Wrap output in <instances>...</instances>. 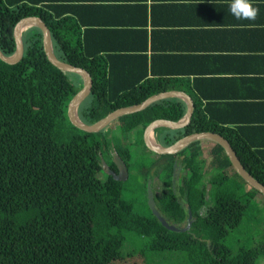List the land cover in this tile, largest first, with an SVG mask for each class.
Segmentation results:
<instances>
[{
    "label": "trees",
    "instance_id": "obj_1",
    "mask_svg": "<svg viewBox=\"0 0 264 264\" xmlns=\"http://www.w3.org/2000/svg\"><path fill=\"white\" fill-rule=\"evenodd\" d=\"M33 15L0 6L4 54L15 50L16 23ZM22 40L24 52L18 63L0 59V264H148V252H180L187 264H261L264 231L259 240L251 236L248 244L234 247L240 243L235 236H242L261 214L259 193L235 171L222 147L215 145L208 160L201 142L177 156L150 157L155 154L145 146L146 128L157 120H182V103L160 101L120 119V133L113 139L107 129L83 133L68 119V107L81 85L75 86L48 60L39 28L25 32ZM68 45L64 40L56 44L58 58L85 69L93 79L92 94L78 111L87 125L165 92L146 79H116L114 71ZM135 132L138 139L133 143L130 137ZM205 132L213 133L196 112L184 130L159 131L160 142L168 147ZM111 149L128 164V182L102 171V159L108 160ZM175 159L187 172L180 186L185 207L170 189L157 196L158 208L170 223L180 226L190 206L196 218L192 233L170 231L152 211L148 217L140 214L135 200L126 196L131 181L140 183L147 194L153 175L170 187ZM246 168L264 185L259 167ZM207 195L212 204L202 217L198 210L207 205ZM128 233L145 239L144 247L124 252Z\"/></svg>",
    "mask_w": 264,
    "mask_h": 264
},
{
    "label": "crops",
    "instance_id": "obj_2",
    "mask_svg": "<svg viewBox=\"0 0 264 264\" xmlns=\"http://www.w3.org/2000/svg\"><path fill=\"white\" fill-rule=\"evenodd\" d=\"M254 3L256 18L241 20L228 0H0L41 19L54 51L64 40L116 79L154 82L185 113L183 99L194 102V115L264 172V0ZM214 146L201 142L204 159Z\"/></svg>",
    "mask_w": 264,
    "mask_h": 264
},
{
    "label": "water",
    "instance_id": "obj_3",
    "mask_svg": "<svg viewBox=\"0 0 264 264\" xmlns=\"http://www.w3.org/2000/svg\"><path fill=\"white\" fill-rule=\"evenodd\" d=\"M29 25L35 26L39 28L43 34V47L46 53L48 60L57 68L62 70L65 73H74L78 75L82 80L81 89L74 95L69 107H68V119L72 126L77 130L86 133V134H100L101 132L108 129L112 124L118 122L120 119L131 116L140 112L145 111L151 105L160 102L167 98L169 94L163 93L157 96H153L149 98L144 103L133 106L129 108L119 109L111 114H109L106 118L101 121L93 124L87 125L83 123L79 117L78 111L82 103L92 94L93 89V79L91 74L88 73L83 68L76 67L72 64L62 61L58 58L56 52L53 50L52 36L46 30L44 23L39 18H22L20 19L13 29V38L15 42V50L11 55H6L0 49V59L9 64L14 65L18 63L23 56L24 45L22 40V31L24 28H27ZM186 105V113L182 120L178 122H171L168 120H157L150 124L145 132H144V143L150 152L158 156H177L181 152L185 151L188 147L196 142H211L214 145H218L222 147L230 159L233 168L235 171L243 178V180L247 183V185L256 190L260 195L264 196V185L261 184L256 178L248 171L245 165L242 163L241 159L238 157L236 151L233 149L231 144L222 136L210 132L193 134L182 138L175 144L165 147L160 142V133L156 132L161 130H167L169 132L181 131L187 128L193 118L195 105L194 102H190L186 99H183ZM156 134L158 136H156ZM158 137V138H157ZM113 160L116 166L119 169V173L116 174L112 170L108 168V165L105 160L102 159V166L108 169V172L115 178L118 182H127L130 176V169L122 158L118 155V153L114 150ZM177 163H175V168ZM176 175L174 174V177ZM179 177V175H178ZM148 191V204L152 211V213L157 217V219L161 222V224L174 232H185L190 229L192 225V211L189 213V223L185 228H180L174 224L169 223L166 218L161 214V212L157 209L155 194L152 190V181H149L147 186Z\"/></svg>",
    "mask_w": 264,
    "mask_h": 264
},
{
    "label": "rangeland",
    "instance_id": "obj_4",
    "mask_svg": "<svg viewBox=\"0 0 264 264\" xmlns=\"http://www.w3.org/2000/svg\"><path fill=\"white\" fill-rule=\"evenodd\" d=\"M67 76L69 77V80L74 83L75 86H77V87H79L80 85L82 86V80L78 75H76L74 73H67ZM119 133H120V131H119V127H118L117 122L112 124L110 129L106 130V134L109 136V139H113ZM156 133L159 134V131ZM157 134H156V136H158ZM135 140H136V132L131 134V137H130L131 142L134 143ZM114 144L118 145L117 142L113 143V145ZM150 157L153 159L155 158V156H150ZM139 159H140V161H145L142 158H139ZM154 160H156V158ZM100 176L103 177L102 174H100ZM126 187H127L126 196L129 199L135 200V202L137 204V209L140 212V214L148 217L150 215V211H151L149 204H148V200H147L148 196L145 193V191L140 188V183H137L135 181H131V183L129 185H127ZM154 189H155V191H158V192L160 191L158 186H155ZM258 198L260 199V202L262 203V205H260V207L262 208L261 214L259 215L260 217L258 216L259 222L257 220L258 218L256 220H253L252 222H249V228H246L244 230V234L242 236L241 235L235 236V241L237 239L240 242L239 244L234 243L235 250L238 249L239 245L248 244V241H247L248 237L252 236L254 238V240L257 241L263 235V231H264V196L259 194ZM206 201H207L206 206H211L212 201H211L210 195H207ZM144 242H145V239H143L139 236H136L135 234L128 233L127 234V243L124 247V252L127 253L130 251L139 250V249H141V247H144ZM148 264H187V258L183 253H180V252H159V253L148 252ZM261 264H264V259L261 261Z\"/></svg>",
    "mask_w": 264,
    "mask_h": 264
},
{
    "label": "flooded vegetation",
    "instance_id": "obj_5",
    "mask_svg": "<svg viewBox=\"0 0 264 264\" xmlns=\"http://www.w3.org/2000/svg\"><path fill=\"white\" fill-rule=\"evenodd\" d=\"M138 137V135H137V132H136V140H135V142L137 141V138ZM113 151H114V149H111V150H109L108 151V160H105L104 158H103V160H105L106 161V163H107V165H108V168L110 169V170H112L113 172H115L116 174H118L119 173V169H118V167L116 166V164H115V162H114V160H113V155H112V153H113ZM153 156H155V158H156V160L158 159V155L156 156V155H153ZM154 158V159H155ZM152 160H154L153 158H151ZM109 160H112L113 162H114V165H115V168L116 169H113V167H112V165L110 164V162H109ZM126 162V161H125ZM175 163H177V166H176V168H175ZM175 163H174V167H173V175H172V180H171V185H170V187L168 186V184H167V182L165 181V180H163V178H161V177H159V176H156V175H153V177L152 178H149V180H148V182H147V186H148V183H149V181H152V190H153V192H154V194H155V199H156V206H157V209L159 210V208H158V199H157V196H159V194H163L166 190H172L173 191V193L175 194V196L177 197V199H178V201H180L183 205H184V207H185V204H186V200L184 199V198H182V194H181V191H180V186H181V183L183 182V180H184V176L186 175V171H184V167H183V164L180 162V159H175ZM128 165V164H127ZM116 170V171H115ZM102 171L104 172V173H106L107 175H111L109 172H108V169L107 168H104L103 166H102ZM174 174L176 175L175 177H174ZM178 175H179V177H178ZM112 176V175H111ZM130 177V176H129ZM147 186H146V189H147ZM155 186H158L159 187V189H160V191L158 192V191H155ZM147 196H148V191H147ZM208 207L209 206H206V205H204L202 208H200L199 210H198V215L199 216H202V217H204V216H206V214H207V212H208ZM190 210H191V208H190V206H188L187 207V212H188V217L184 220V222L180 225V226H178V227H180V228H185L187 225H188V223H189V213H190ZM160 211V210H159ZM192 211V210H191ZM193 215V214H192ZM164 216V215H163ZM165 217V216H164ZM166 218V217H165ZM166 220H167V218H166ZM196 220V218H194L193 216H192V224L194 223V221ZM168 221V220H167ZM169 222V221H168ZM170 223V222H169ZM172 224V223H171ZM191 228H192V225H191V227H190V229L189 230H187L188 232H190V233H192V231H191Z\"/></svg>",
    "mask_w": 264,
    "mask_h": 264
},
{
    "label": "clouds",
    "instance_id": "obj_6",
    "mask_svg": "<svg viewBox=\"0 0 264 264\" xmlns=\"http://www.w3.org/2000/svg\"><path fill=\"white\" fill-rule=\"evenodd\" d=\"M228 7L230 13L241 20H254L259 12L254 0H228Z\"/></svg>",
    "mask_w": 264,
    "mask_h": 264
}]
</instances>
